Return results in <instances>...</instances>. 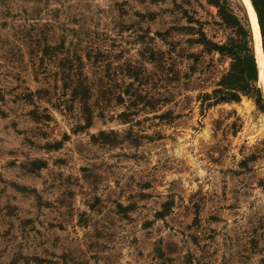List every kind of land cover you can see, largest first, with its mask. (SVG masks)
Masks as SVG:
<instances>
[{"label":"rangeland","instance_id":"rangeland-1","mask_svg":"<svg viewBox=\"0 0 264 264\" xmlns=\"http://www.w3.org/2000/svg\"><path fill=\"white\" fill-rule=\"evenodd\" d=\"M234 17L256 60L242 0H0V264H264V111L213 95Z\"/></svg>","mask_w":264,"mask_h":264},{"label":"trees","instance_id":"trees-1","mask_svg":"<svg viewBox=\"0 0 264 264\" xmlns=\"http://www.w3.org/2000/svg\"><path fill=\"white\" fill-rule=\"evenodd\" d=\"M255 9L256 16L262 35V46L264 53V0H251ZM236 22V27L239 29V37L236 41L237 51L231 52L233 56V62L229 71L222 77L219 87L213 91L216 102L222 101H238L240 99V93L245 95L255 96L259 107L264 111V101L261 98V93L258 88V72L255 56L252 47L249 45L248 37L250 36L249 30H245L237 18H233ZM215 46L217 50H224L223 46ZM67 70V72L65 71ZM62 74L64 75L63 81H65L64 88L71 87L74 97H77L82 104L83 114L86 121H89L90 117V104L89 93L91 94V85L84 84L82 82V73H76L75 69L62 68ZM75 71V72H74ZM76 76V80H72V77ZM78 82V83H76ZM72 83L71 85H68ZM121 100V96H118L117 101ZM90 124V121L88 122Z\"/></svg>","mask_w":264,"mask_h":264},{"label":"bare ground","instance_id":"bare-ground-1","mask_svg":"<svg viewBox=\"0 0 264 264\" xmlns=\"http://www.w3.org/2000/svg\"><path fill=\"white\" fill-rule=\"evenodd\" d=\"M254 30L256 60L259 67V83L264 86V55L260 42L259 26L251 0H242Z\"/></svg>","mask_w":264,"mask_h":264},{"label":"water","instance_id":"water-1","mask_svg":"<svg viewBox=\"0 0 264 264\" xmlns=\"http://www.w3.org/2000/svg\"><path fill=\"white\" fill-rule=\"evenodd\" d=\"M252 3V2H251ZM253 5V4H252ZM254 8V7H253ZM255 10V9H254ZM258 21V19H257ZM256 64H257V60H256ZM257 72H258V81H259V67H258V64H257Z\"/></svg>","mask_w":264,"mask_h":264}]
</instances>
